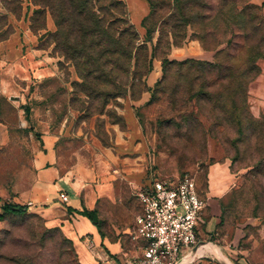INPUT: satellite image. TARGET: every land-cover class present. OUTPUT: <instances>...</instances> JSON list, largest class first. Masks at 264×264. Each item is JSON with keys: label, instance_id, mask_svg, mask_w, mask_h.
Masks as SVG:
<instances>
[{"label": "rangeland", "instance_id": "obj_1", "mask_svg": "<svg viewBox=\"0 0 264 264\" xmlns=\"http://www.w3.org/2000/svg\"><path fill=\"white\" fill-rule=\"evenodd\" d=\"M191 40L210 54L170 56ZM263 69L264 6L250 0H0V213L26 205L0 220V264H122L140 244L137 192L189 174L201 195L216 164L231 184L218 234L198 241L264 264V108L248 98ZM44 158L57 192L91 199L103 239L56 196L15 200Z\"/></svg>", "mask_w": 264, "mask_h": 264}, {"label": "built area", "instance_id": "obj_2", "mask_svg": "<svg viewBox=\"0 0 264 264\" xmlns=\"http://www.w3.org/2000/svg\"><path fill=\"white\" fill-rule=\"evenodd\" d=\"M137 196L140 211L134 219L132 238L140 244L123 264H186L184 256L202 243L197 227L205 202L195 179L189 174L175 181L153 178ZM58 199L67 203V193L58 192Z\"/></svg>", "mask_w": 264, "mask_h": 264}, {"label": "crops", "instance_id": "obj_3", "mask_svg": "<svg viewBox=\"0 0 264 264\" xmlns=\"http://www.w3.org/2000/svg\"><path fill=\"white\" fill-rule=\"evenodd\" d=\"M250 2L264 6V0H250ZM194 41L188 42L184 47H177L172 50L170 54L174 58H184L187 56H198L202 57L204 55L210 54L202 50L200 47H196L195 44L192 45ZM249 106L250 111L253 116L258 117L260 112L264 108V69L263 72L257 76V78L250 84L249 90ZM132 123V122H130ZM0 131V138H1ZM47 158L37 160L36 164L33 166V169L30 171L32 174H36L38 177L36 179V184L33 186L34 182L31 183L32 191L29 188L25 193L15 197V200H19L21 203H31L33 205L46 204L52 198L56 196L58 198V184L55 183L57 178V170L53 166L45 167ZM28 182H30L28 180ZM231 184V174L225 165L216 164L211 166L208 169L207 180L205 187L202 190L200 195L204 202L205 206L200 213V222L197 227V238H208L211 235L218 234V227L221 221L222 214V203L226 194L229 192ZM74 197V203L69 199L65 203L68 206H71L76 209H86L91 208V199L88 201L87 195H81L80 192L71 191ZM74 215L78 216L77 213L73 212ZM77 223L79 229L84 230L85 232L95 233V237L100 238L96 227L83 216H78V219L74 220ZM202 222V223H201ZM116 244H110V247L116 249ZM202 246H207L201 248ZM226 246H219L212 242H202L194 250L189 252L184 256V260L187 261L186 264H220L215 262L212 257H209V254H215L220 259H222L225 264H240L241 258L236 257L237 261L232 260L230 257L225 255L221 248ZM212 248V249H211ZM200 249V250H199ZM218 252V253H217ZM194 253V254H193ZM198 253V254H197ZM128 257L125 253L119 259V262H124V259ZM222 257V258H221ZM227 258V259H226ZM109 264V263H108Z\"/></svg>", "mask_w": 264, "mask_h": 264}, {"label": "trees", "instance_id": "obj_4", "mask_svg": "<svg viewBox=\"0 0 264 264\" xmlns=\"http://www.w3.org/2000/svg\"><path fill=\"white\" fill-rule=\"evenodd\" d=\"M114 2H121L122 0H113ZM246 8L248 9H254V6L253 5H250V6H247ZM57 25H59V23L56 22ZM260 25V24H259ZM257 25V27L259 26ZM248 35L246 34H241V37L243 38V40H247V37ZM230 43V42H228ZM235 44H233V47H232V50H236V49H242L244 48V44H239L237 42H234ZM247 45V44H246ZM248 46V45H247ZM231 49V48H230ZM229 50V48H223L221 49L219 52L220 54L221 53H225V57L226 58H230L232 54H229L227 53V51ZM248 50V49H247ZM230 55V56H229ZM235 56V55H234ZM164 62V61H163ZM170 61H165L164 63H168ZM213 67H218L219 68V72L220 74L226 69L230 68H223L222 64L219 63V64H215ZM0 113H1V107H0ZM59 200V199H58ZM62 203V202H61ZM62 204H65V203H62ZM2 212L0 213V220L3 219L4 215L5 214H13V215H23L25 214V211H26V205L24 204H19V203H10V202H5L2 206ZM66 211H68L69 213H77L78 215H81L83 217H86L95 227L96 229L98 230L99 232V226L98 224L96 223V221L94 220L93 218V213L94 211L93 210H89V209H86V208H82V209H76V208H73L71 206H68L66 207Z\"/></svg>", "mask_w": 264, "mask_h": 264}, {"label": "bare ground", "instance_id": "obj_5", "mask_svg": "<svg viewBox=\"0 0 264 264\" xmlns=\"http://www.w3.org/2000/svg\"><path fill=\"white\" fill-rule=\"evenodd\" d=\"M204 247H207V246H202L201 248H204ZM212 249V248H211ZM200 250V249H199ZM218 253V252H217ZM194 254V253H193ZM198 254V253H197ZM222 258V257H221ZM227 259V258H226ZM231 264V263H230Z\"/></svg>", "mask_w": 264, "mask_h": 264}, {"label": "water", "instance_id": "obj_6", "mask_svg": "<svg viewBox=\"0 0 264 264\" xmlns=\"http://www.w3.org/2000/svg\"><path fill=\"white\" fill-rule=\"evenodd\" d=\"M196 248V247H195ZM194 249V248H193Z\"/></svg>", "mask_w": 264, "mask_h": 264}]
</instances>
